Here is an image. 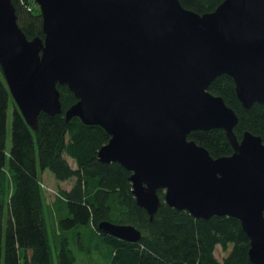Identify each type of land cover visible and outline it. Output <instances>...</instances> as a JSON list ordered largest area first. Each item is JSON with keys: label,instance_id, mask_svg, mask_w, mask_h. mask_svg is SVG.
<instances>
[{"label": "water", "instance_id": "1", "mask_svg": "<svg viewBox=\"0 0 264 264\" xmlns=\"http://www.w3.org/2000/svg\"><path fill=\"white\" fill-rule=\"evenodd\" d=\"M44 38L29 39L12 0H0V66L28 125L63 112L59 85L77 102L67 109L110 140L102 163L130 171L137 204L153 219L165 202L208 220L238 219L249 257L264 264V140H239L235 111L209 91L233 78L245 109L264 104V0H224L199 14L179 0H36ZM223 129L233 154L213 158L189 140ZM100 232L137 242L131 224L102 221Z\"/></svg>", "mask_w": 264, "mask_h": 264}, {"label": "trees", "instance_id": "2", "mask_svg": "<svg viewBox=\"0 0 264 264\" xmlns=\"http://www.w3.org/2000/svg\"><path fill=\"white\" fill-rule=\"evenodd\" d=\"M201 15L211 13L224 0H179ZM18 24L29 39L44 38L43 19L36 0H12ZM63 112L54 116L41 113L38 130L32 129L16 105L0 66V264H78L73 245H82V227L103 246L109 264H253L249 257L250 239L240 221L231 216L205 220L178 210L165 202L153 219L137 204L132 191L131 172L119 163H102L99 150L110 135L98 125H86L79 117L66 120L68 108L77 98L67 86H58ZM209 91L224 99L239 118L234 128L239 140L246 132L264 140V104L245 109L232 77L221 75ZM12 108V110H11ZM11 110L12 145L7 149ZM189 140L208 150L213 158L233 154L223 129L197 130ZM68 157L75 163L73 167ZM50 171L57 180L75 178L69 190L60 191L53 206L57 214L54 244L45 218L42 174ZM11 182H10V180ZM131 224L143 236L126 241L100 232L102 221ZM78 230V231H77ZM228 251L219 260L215 251ZM89 251L92 248H87Z\"/></svg>", "mask_w": 264, "mask_h": 264}, {"label": "rangeland", "instance_id": "3", "mask_svg": "<svg viewBox=\"0 0 264 264\" xmlns=\"http://www.w3.org/2000/svg\"><path fill=\"white\" fill-rule=\"evenodd\" d=\"M11 110L9 112V122H8V125H9V134H8V139H7V149L8 150H10L11 145H12ZM68 160L72 164L73 167H76V163L71 158L68 157ZM75 181H76L75 178L69 179L64 182L59 181L48 170L43 172L42 174L41 187H42L44 198H45V211L44 212H45V218L47 221L48 232L52 240L54 254H56L54 239H55V234L57 231V221H56L57 214L54 211V209L51 208L50 206H53L55 198L60 193V191L71 189ZM79 231L84 233V238L81 243L84 247L86 246V250L80 249L78 243H76V245H73L74 249L77 252L78 264H109L108 258H106L104 254L103 246L101 245V246L96 247V245H99L100 242L98 241V239L94 238L91 235L89 228L82 227L79 229ZM87 248H92V250L89 251ZM227 254H228V251L227 252L224 251L220 246H218L215 251V255L219 260H222L224 257L227 256ZM55 264H57L56 258H55Z\"/></svg>", "mask_w": 264, "mask_h": 264}]
</instances>
